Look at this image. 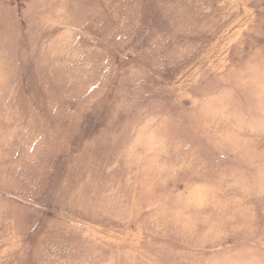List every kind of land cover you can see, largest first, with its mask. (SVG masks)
Segmentation results:
<instances>
[{
    "label": "rangeland",
    "instance_id": "374dc122",
    "mask_svg": "<svg viewBox=\"0 0 264 264\" xmlns=\"http://www.w3.org/2000/svg\"><path fill=\"white\" fill-rule=\"evenodd\" d=\"M0 264H264V0H0Z\"/></svg>",
    "mask_w": 264,
    "mask_h": 264
}]
</instances>
